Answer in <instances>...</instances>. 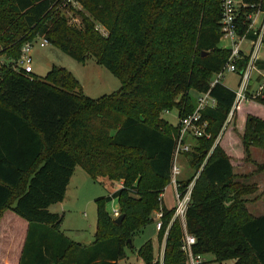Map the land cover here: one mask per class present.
Wrapping results in <instances>:
<instances>
[{
    "label": "trees",
    "instance_id": "1",
    "mask_svg": "<svg viewBox=\"0 0 264 264\" xmlns=\"http://www.w3.org/2000/svg\"><path fill=\"white\" fill-rule=\"evenodd\" d=\"M221 1L0 0V263L117 264L133 236L152 223V213L161 211L162 264H184L182 225L171 222L174 208L161 199L178 125L162 114L172 108L178 118L190 114L196 106L191 91H209L216 104L202 109L201 120L210 136L189 139L183 155L194 173L177 180L180 190L194 180L185 229L195 237L196 254H211L217 263L264 264V214L247 210L242 197L252 191L233 167L251 144L264 147V119L241 114L242 101L234 105L235 91L221 82L210 85L231 53L219 45ZM243 1L261 2L264 10V0ZM66 9L79 25L62 13ZM255 9H240L238 36L246 33L245 14ZM38 38L78 62L94 58L119 88L90 98L64 67L52 66L43 78L25 73L15 62L22 45ZM247 60L241 55L236 66ZM246 98L264 107V81L258 95ZM235 116L242 148L221 143V129ZM76 166L95 182H122L96 199L94 240L87 245L68 238L62 216L48 209L63 200ZM112 198L120 223L103 208ZM137 254L158 264L151 241Z\"/></svg>",
    "mask_w": 264,
    "mask_h": 264
},
{
    "label": "rangeland",
    "instance_id": "2",
    "mask_svg": "<svg viewBox=\"0 0 264 264\" xmlns=\"http://www.w3.org/2000/svg\"><path fill=\"white\" fill-rule=\"evenodd\" d=\"M73 5L76 7L74 3ZM62 13L72 23L79 25L80 20L75 13L67 9L63 10ZM97 28L100 32L106 33L101 26H97ZM254 31H256L255 27ZM219 45L227 49H231L232 47L231 42L226 39H221ZM250 46L251 44L248 40H244L241 44L245 52L249 51ZM263 54L264 44L260 48L258 58H263ZM31 55L33 73L36 76L43 78L52 66L64 67L78 80L84 95L87 97L98 98L104 94H109L117 90L120 86L119 80L105 67L99 65L92 57H88L85 62L81 63L50 44L39 47L38 42L34 44ZM257 77V72L251 71V81L248 84V89L252 88V85L254 87L257 86ZM238 79L239 75L237 73L224 71L221 82L229 89L236 91ZM191 94L192 97L195 96V92L191 91ZM241 103V114L245 111L247 115L264 119V107L262 105L249 99L242 100ZM162 116L172 125H176L178 122L177 110L174 108L171 109L170 113H163ZM239 123L240 121L237 116L230 122L228 120L221 129L220 136H222V138L219 136L216 139V143L221 138V143L231 144L232 141H235L233 147L242 148L240 137L243 133V128L238 125ZM247 152L248 154L246 155L243 153L240 161L238 159L233 160L234 174L238 181L252 191L251 194L243 196L242 199L246 200L245 206L247 210L252 215H257L264 212V162H262L264 161V147L251 144ZM186 160L183 154L176 157L174 164L179 171V174L176 175V180L180 178L189 179L193 175L194 171L189 167ZM261 177H263V179H261ZM119 185L122 184L110 183L107 179H100L99 182H95L81 168L77 167L62 204H52L48 209L50 212L57 210L58 214L62 216L60 228L72 238V240L87 243L93 240L96 229V199L113 193L112 190L115 191L118 189ZM162 199L166 207H173L174 194L171 183L165 187ZM103 208L104 211L111 216L112 210L114 208H119V205L117 200L112 198L104 202ZM152 217V222H154V213H152ZM165 237L166 231H159L156 234L154 223L148 224L133 236L132 245H126L124 247V256L118 260L117 264H146L144 260L138 256L137 250L147 241H151L154 246L153 260H157L158 264H160V261L162 263ZM203 260L201 264H233L232 260H225L221 263H217L214 261V257L211 254L203 255Z\"/></svg>",
    "mask_w": 264,
    "mask_h": 264
},
{
    "label": "built area",
    "instance_id": "3",
    "mask_svg": "<svg viewBox=\"0 0 264 264\" xmlns=\"http://www.w3.org/2000/svg\"><path fill=\"white\" fill-rule=\"evenodd\" d=\"M261 2L259 3H247L243 0H222L221 1V39H226L231 42V53L228 57V61L223 67V69L215 73L212 77L210 85L221 82L224 71L237 73L239 75V84L237 90L235 91V101L234 105L242 100L247 99V87L251 79V71L255 69V60L257 57L258 49L262 45L264 39V10L260 8ZM241 8L253 9L256 8L252 13L245 14L246 19V33L251 32L256 38L253 39L252 49L246 57L248 58L247 64L244 68L239 69L236 66V60L242 55L238 49L236 40L241 38H247L245 34L243 36L237 35L238 23L237 16ZM261 14L262 17L258 24L255 23V17ZM254 27L256 31H254ZM102 34H106L101 32ZM38 42L39 47H44L48 41L44 38H38L35 41L26 42L22 45L20 50V56L15 62L16 66L22 68L25 73H33L32 67V49L35 43ZM245 56V55H244ZM262 86H259L257 93L251 97L259 94ZM216 101L209 95V91L204 93H199L196 97V106L194 110L185 116L177 117L178 132L176 137V144L173 154V165L171 169V180L170 183L173 187L174 194V212L171 218V222L175 219L180 220L183 228V234L181 237V250L185 255L184 264H201L203 260L202 254H196L192 250V245L195 243V237L189 234L185 229V213L190 200V193L194 184V180L191 181L186 188L180 190L179 184H177L176 175L179 174L178 168L175 166L176 157L184 152L190 150L189 139L196 137H206L209 138V134L206 132L207 122L201 120V111L206 106H215ZM169 111H165L167 113ZM119 208H114L111 212V216L116 218L119 215ZM161 217L162 212L157 211L156 213V223L155 226L157 230L161 227ZM160 264L161 261H160Z\"/></svg>",
    "mask_w": 264,
    "mask_h": 264
},
{
    "label": "crops",
    "instance_id": "4",
    "mask_svg": "<svg viewBox=\"0 0 264 264\" xmlns=\"http://www.w3.org/2000/svg\"><path fill=\"white\" fill-rule=\"evenodd\" d=\"M261 17H262V15L261 14H258L257 15V17H255L254 19H255V23L256 24H258L259 23V21H260V19H261ZM244 40H248L249 42H250V44H251V46H250V49H249V51H247V52H245V51H243V49H242V47H241V44H242V42L244 41ZM236 43H237V46H238V49H239V51H240V53L242 54V55H248L249 53H250V51H251V49H252V43H253V39L252 38H241V39H239V40H236ZM264 44V42H262V45ZM261 45V46H262ZM261 46H260V48H261ZM260 48L258 49V53H257V57H256V63H255V69L254 70H252V71H255V72H257V75H258V77H257V80H258V84H257V86L256 87H254L253 85H252V88H249V89H247V97H248V95L249 96H253L254 94H256L257 93V89H258V87L259 86H262V84H263V81H264V57L263 58H258V54H259V51H260ZM264 55V54H263ZM258 63L260 64H262V66H263V68H259V66H258ZM34 74V73H33ZM223 77V76H222ZM250 81H251V79H250ZM222 83V82H221ZM252 83V82H251ZM223 84V83H222ZM237 87H238V84H239V79H238V81H237ZM224 85V84H223ZM226 86V85H225ZM228 88V87H227ZM198 96V93H195V98ZM168 113H170V112H167V113H165V114H168ZM245 114H247L246 112H244ZM168 121V120H167ZM262 162H264V161H262ZM77 167L78 168H80L79 166H76L75 167V169H74V171H73V174H72V176H71V178H70V180H69V183H68V185H67V190H66V192H65V195L67 194V191H68V187L70 186V184H71V181H72V179H73V177H74V174H75V172H76V170H77ZM82 169V168H81ZM83 170V169H82ZM84 171V170H83ZM85 172V171H84ZM86 173V172H85ZM87 174V173H86ZM258 176H261V175H258ZM186 178H180L179 180H185ZM261 179H263V177H261ZM108 182H110L109 180H108ZM111 183V182H110ZM117 184L118 183H121L122 184V182H116ZM121 185H119V187H120ZM118 187V188H119ZM117 190V189H116ZM113 192H114V190H112ZM162 195H163V193L161 194V199H162ZM264 195V194H263ZM63 200H64V198H63ZM63 200L61 201V202H59V203H56V204H54V205H57V204H62V202H63ZM263 203H264V201H263ZM162 204L166 207V205H165V203L163 202V199H162ZM174 206V205H173ZM167 209H171V208H173V207H166ZM53 213H58L57 212V210H55V211H53ZM156 213L157 212H155L154 213V222H152V223H154V225H155V223H156ZM262 214H264V212L263 213H260V214H257V215H255V216H259V215H262ZM153 218V217H152ZM155 232H156V234H157V232H158V230H157V228H156V226H155ZM64 234L68 237V238H70L65 232H64ZM71 240H72V238H70ZM93 240H94V238H93ZM93 240H91V241H89V242H87V243H83V242H79V243H82V244H84V245H87V244H90L91 242H93ZM74 241V240H73ZM75 242H78V241H75ZM154 247V246H153ZM0 264H8L7 262H6V259L5 258H3V262L2 263H0Z\"/></svg>",
    "mask_w": 264,
    "mask_h": 264
},
{
    "label": "water",
    "instance_id": "5",
    "mask_svg": "<svg viewBox=\"0 0 264 264\" xmlns=\"http://www.w3.org/2000/svg\"><path fill=\"white\" fill-rule=\"evenodd\" d=\"M122 219H123V214H119V215L115 218L114 221H115L116 223H120Z\"/></svg>",
    "mask_w": 264,
    "mask_h": 264
}]
</instances>
